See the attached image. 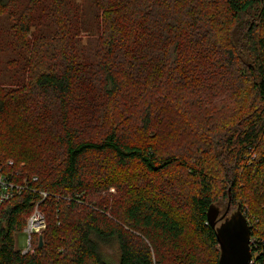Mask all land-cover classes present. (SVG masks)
I'll use <instances>...</instances> for the list:
<instances>
[{
	"label": "trees",
	"instance_id": "trees-1",
	"mask_svg": "<svg viewBox=\"0 0 264 264\" xmlns=\"http://www.w3.org/2000/svg\"><path fill=\"white\" fill-rule=\"evenodd\" d=\"M94 1L86 43L67 0L12 15L25 78L0 82V162L25 187L0 209V264H217L212 204L241 206L264 264V0ZM37 203L44 244L23 253Z\"/></svg>",
	"mask_w": 264,
	"mask_h": 264
},
{
	"label": "rangeland",
	"instance_id": "rangeland-1",
	"mask_svg": "<svg viewBox=\"0 0 264 264\" xmlns=\"http://www.w3.org/2000/svg\"><path fill=\"white\" fill-rule=\"evenodd\" d=\"M27 0H18L19 7L10 6L0 11V82L6 81L8 85H18L25 78V73L17 77L19 70L24 68L26 63V55L24 56L23 47L19 44L17 47L16 39L14 34H12L11 26L13 24V14L19 12L18 9L22 10ZM69 3V8L73 12L74 18L78 16L80 22H86L90 30H83L79 32L83 36V42H87V36L96 35L98 33V21L94 18L95 13H97L94 0H67ZM41 3L39 6L42 7L38 9L37 16L33 24L34 33H51L52 32V22H50L47 10L49 9L48 4ZM45 7V8H44ZM1 10V8H0ZM18 16V14H17ZM93 16V17H92ZM74 21L72 24L77 25L78 21ZM80 26V23H79ZM16 60V62H13ZM22 79V80H21ZM141 83H145L144 79H140ZM179 99V98H178ZM114 191V189H111ZM217 205V204H215ZM221 205V204H219ZM218 205V206H219ZM221 209V214L225 212L223 206H219ZM264 208V207H263ZM231 211L230 213L234 212ZM219 225V224H218ZM38 237V236H37ZM18 248L24 249L27 245V237L24 233L18 235Z\"/></svg>",
	"mask_w": 264,
	"mask_h": 264
},
{
	"label": "water",
	"instance_id": "water-1",
	"mask_svg": "<svg viewBox=\"0 0 264 264\" xmlns=\"http://www.w3.org/2000/svg\"><path fill=\"white\" fill-rule=\"evenodd\" d=\"M207 220L215 229L219 245L220 255L217 264H251V226L241 206L238 205L230 214L228 207L221 214L220 207L212 204L207 211ZM43 244L44 238L40 235L39 247Z\"/></svg>",
	"mask_w": 264,
	"mask_h": 264
},
{
	"label": "built area",
	"instance_id": "built-area-1",
	"mask_svg": "<svg viewBox=\"0 0 264 264\" xmlns=\"http://www.w3.org/2000/svg\"><path fill=\"white\" fill-rule=\"evenodd\" d=\"M13 167L14 161L12 160H9L6 164L0 162V209L7 200L14 197L17 193H20L25 187V185L15 181L14 176L17 175V173L13 170ZM35 180H37V177L33 178V181ZM46 195V193L42 192L43 198H45ZM45 227L46 217L39 209V203H37L32 213L26 218L24 234L27 237V245L24 249L21 248L23 253L32 252L34 250L32 236L37 235L39 239V236L43 234ZM253 241L254 240L251 238V245L253 244ZM251 264H255L253 254Z\"/></svg>",
	"mask_w": 264,
	"mask_h": 264
},
{
	"label": "flooded vegetation",
	"instance_id": "flooded-vegetation-1",
	"mask_svg": "<svg viewBox=\"0 0 264 264\" xmlns=\"http://www.w3.org/2000/svg\"><path fill=\"white\" fill-rule=\"evenodd\" d=\"M230 214V213H229Z\"/></svg>",
	"mask_w": 264,
	"mask_h": 264
}]
</instances>
